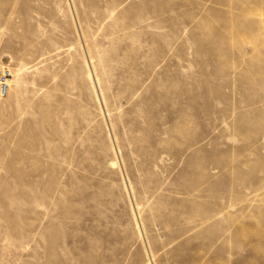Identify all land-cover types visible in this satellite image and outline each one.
Returning a JSON list of instances; mask_svg holds the SVG:
<instances>
[{
	"label": "rangeland",
	"instance_id": "1",
	"mask_svg": "<svg viewBox=\"0 0 264 264\" xmlns=\"http://www.w3.org/2000/svg\"><path fill=\"white\" fill-rule=\"evenodd\" d=\"M0 264H264V0H0Z\"/></svg>",
	"mask_w": 264,
	"mask_h": 264
},
{
	"label": "built area",
	"instance_id": "2",
	"mask_svg": "<svg viewBox=\"0 0 264 264\" xmlns=\"http://www.w3.org/2000/svg\"><path fill=\"white\" fill-rule=\"evenodd\" d=\"M11 73L9 70H6L0 74V96H5L8 92L9 88V77Z\"/></svg>",
	"mask_w": 264,
	"mask_h": 264
},
{
	"label": "bare ground",
	"instance_id": "3",
	"mask_svg": "<svg viewBox=\"0 0 264 264\" xmlns=\"http://www.w3.org/2000/svg\"><path fill=\"white\" fill-rule=\"evenodd\" d=\"M8 84H9V82H8Z\"/></svg>",
	"mask_w": 264,
	"mask_h": 264
}]
</instances>
